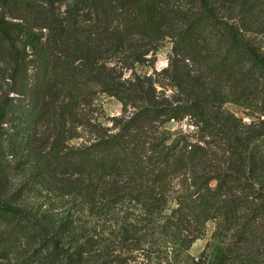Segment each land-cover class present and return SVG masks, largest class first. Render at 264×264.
Here are the masks:
<instances>
[{
    "label": "trees",
    "instance_id": "trees-1",
    "mask_svg": "<svg viewBox=\"0 0 264 264\" xmlns=\"http://www.w3.org/2000/svg\"><path fill=\"white\" fill-rule=\"evenodd\" d=\"M0 264H264V0H0Z\"/></svg>",
    "mask_w": 264,
    "mask_h": 264
},
{
    "label": "rangeland",
    "instance_id": "rangeland-1",
    "mask_svg": "<svg viewBox=\"0 0 264 264\" xmlns=\"http://www.w3.org/2000/svg\"><path fill=\"white\" fill-rule=\"evenodd\" d=\"M170 49H171V45H167L161 49V51L159 53V57H158V63H157L159 68L166 66L167 57H168V54L170 52ZM100 102L102 104L101 109L103 111L101 110L99 112L104 119H108L114 115L120 114L121 104L117 99H115L113 97H109V96H102ZM229 107L232 109H236V107L234 105H229ZM14 177H15L14 181H16L17 179H19L20 175L16 176L14 174ZM213 230H214V225L211 224L208 227L207 235L203 238L198 239L193 244L192 248L190 249V253L192 255H199L204 250V248L206 247V245L209 241V238H210Z\"/></svg>",
    "mask_w": 264,
    "mask_h": 264
}]
</instances>
